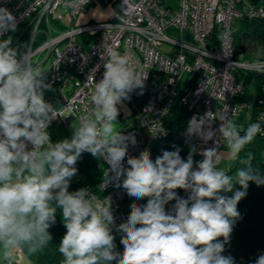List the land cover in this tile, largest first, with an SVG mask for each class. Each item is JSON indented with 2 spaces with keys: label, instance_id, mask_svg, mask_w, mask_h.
I'll list each match as a JSON object with an SVG mask.
<instances>
[{
  "label": "clouds",
  "instance_id": "clouds-1",
  "mask_svg": "<svg viewBox=\"0 0 264 264\" xmlns=\"http://www.w3.org/2000/svg\"><path fill=\"white\" fill-rule=\"evenodd\" d=\"M16 28L13 14L0 7V36ZM11 44V37L0 40V256L6 264H15L18 249L34 255L49 244L48 229L56 224L58 210L66 228L58 248L62 264H235L231 255L222 253L242 219L238 203L246 197L249 182L264 185V174L253 166V154L240 155L261 133L260 123L249 124L242 135L227 107L220 113V139L240 165L234 174L219 167L216 148L204 150L198 162L193 159L195 147L186 160L178 147L155 160L145 150L128 157L124 167L128 148L137 140L118 126L117 106L143 89L147 77L135 70L130 57L108 53L103 77L94 82L92 111L72 128L70 139L53 143L47 129L57 108L44 98L51 88L47 73ZM250 68L264 74V46L257 49ZM209 118V113L190 118L186 135L204 143L213 140L217 130ZM85 152L109 166L100 187L114 183L130 197L148 198L143 207L130 205L127 221L117 226L124 234L122 253L115 250L111 234L110 201L102 202L86 188L68 191ZM236 184L240 189L234 191ZM176 189L189 195L181 198ZM173 200L172 210L166 212L165 205ZM255 264H264V254Z\"/></svg>",
  "mask_w": 264,
  "mask_h": 264
},
{
  "label": "built area",
  "instance_id": "built-area-1",
  "mask_svg": "<svg viewBox=\"0 0 264 264\" xmlns=\"http://www.w3.org/2000/svg\"><path fill=\"white\" fill-rule=\"evenodd\" d=\"M177 1L174 9L164 0H0V7L13 14L16 30L20 31L11 47L45 68L46 82L55 88L60 103L54 104L53 97L46 99L57 108L48 132L57 122L66 124L75 119L79 123L92 111L94 82L103 77L108 53L119 51L130 57L138 73L147 76L143 89L134 91L128 100L134 105L133 122L123 132L134 135L137 145L129 146L124 167L128 166V157H138L152 142L169 135L164 117L185 77L191 82L180 100L189 110V120L209 113L208 123L217 130L216 137L204 143L197 136L186 135L187 122L182 137L196 148V162L203 159L204 150L226 146L218 132L222 123L218 118L226 107L230 117L246 111L248 121L252 118V123H260L258 135L264 138V74L251 70L254 57L244 52L251 39L241 35L236 42L237 28L233 26L234 20L241 22L243 18L264 20V0ZM95 6L105 7L109 14L103 19L77 23L86 8ZM186 31L189 38H185ZM83 33L90 38L79 43L77 35ZM163 45L166 47L161 49ZM253 79L258 81V88L251 105L244 94ZM136 98L143 100L141 105L136 106ZM118 109L120 117L123 112L121 107ZM108 168L102 161V176L96 187L77 190L86 188L102 202L105 198L110 201L112 232L127 221L129 214L123 206L125 189L114 183L100 187ZM175 191L181 198L189 195L183 189ZM174 204L175 200L169 201L166 212ZM22 255V250H16L15 262Z\"/></svg>",
  "mask_w": 264,
  "mask_h": 264
},
{
  "label": "trees",
  "instance_id": "trees-1",
  "mask_svg": "<svg viewBox=\"0 0 264 264\" xmlns=\"http://www.w3.org/2000/svg\"><path fill=\"white\" fill-rule=\"evenodd\" d=\"M242 30L235 32V40L239 41L241 35L248 36L252 40L264 43V20L262 19H246L241 21ZM247 80L249 76L246 77ZM184 82L179 86L177 96L174 98L173 104L164 117L166 127L169 129V135L165 138L152 142L151 157L155 160L156 157L162 155L163 151H174L178 147L180 155L185 158L189 151L185 148V142L182 133L189 120V110L187 106L181 102L180 95L190 85L191 80L185 77ZM48 97H53L54 104L60 102L56 97L55 88L51 87L44 92L45 100ZM253 122L249 119L247 125L241 129L243 135L244 130ZM251 152L254 156L253 166L261 170L264 174V138L258 134L254 139L245 146L241 152V156H245ZM75 167L78 169L77 174L72 177L69 185V192H74L79 187H96L99 179L102 176V161L94 158L90 153H82ZM240 167L238 160L235 161L231 168H227L226 172L234 174L235 170ZM240 189L236 184L234 191ZM225 194V193H221ZM226 195L231 196L232 193ZM148 198L137 199L134 203L138 206H145ZM133 203V204H134ZM238 211L241 213L242 219L238 220L234 226L229 243L225 245L223 255H231L235 264H255L257 257L264 254V185L257 186L254 182H249L247 195L238 203ZM131 208L127 211L130 214ZM52 236V240L41 251L34 255H28L22 250L32 264H62L63 256L59 253L58 248L62 237L66 233V228L62 223L60 211L56 214V224L48 229ZM114 236L116 251L122 253L123 245L120 243L123 233L117 231V227L111 232ZM223 239L222 237L220 238ZM6 264V263H5ZM19 264V262H15ZM116 264V261L111 262Z\"/></svg>",
  "mask_w": 264,
  "mask_h": 264
},
{
  "label": "rangeland",
  "instance_id": "rangeland-1",
  "mask_svg": "<svg viewBox=\"0 0 264 264\" xmlns=\"http://www.w3.org/2000/svg\"><path fill=\"white\" fill-rule=\"evenodd\" d=\"M164 2H165V4L171 6L174 9H176L177 4H178L177 0H164ZM105 9H106L105 7H101V6L86 8L81 13V15L78 17L77 23H83V22H87L89 20L103 19L104 14L107 13V11ZM233 26L237 28L236 30H238V32H241V30H242L241 22H239L238 20H234ZM19 34H20L19 30H16L15 32L10 31L7 34L0 36V40L7 39L8 37H11L12 40H14ZM87 38H90V36L86 33L77 35V41L79 43H83ZM185 38H189V34L187 33V31L185 32ZM261 46H264V43H261L259 41L251 39V41L249 40L246 43L245 48H244V52L247 55V57H254V54L256 53L257 49ZM165 47L166 46L163 45V46H161V49H164ZM257 88H258V81L256 79H253L252 81L247 83V89H246V92L244 94V98L251 105L253 104V101L255 99V96L257 93ZM141 101H143V100L141 99L140 101H137L138 103H136V106H138ZM246 117H247V112L242 111L240 114L233 115L230 118L237 124L238 128L241 130L247 125V118ZM118 122H119L118 126L120 128H122V130L127 127V120L126 119L118 118ZM78 124L79 123L76 120H73V122L69 124L68 129H69L70 135H72V131H73L72 128L75 126H78ZM68 138H69V136H68ZM188 147H190V146H188ZM191 148H193V147H191ZM218 153L221 157V164L219 165V167L222 170H225L226 168H231L234 165L235 161L230 158L228 148L227 149L226 148L225 149H223V148L219 149ZM0 264H5V261L3 260L2 256H0ZM24 264H25V262H24Z\"/></svg>",
  "mask_w": 264,
  "mask_h": 264
},
{
  "label": "crops",
  "instance_id": "crops-1",
  "mask_svg": "<svg viewBox=\"0 0 264 264\" xmlns=\"http://www.w3.org/2000/svg\"><path fill=\"white\" fill-rule=\"evenodd\" d=\"M105 10L107 11V13L104 14V18L109 14V10L108 9H105ZM140 100H141L140 98H136L135 99V104L138 103L137 101H140ZM142 102L143 101H141L139 103V105H141ZM117 107H121V110L123 112V114L120 117H118V118H124V119H126L127 120V126L130 125V124H132V122H133V114H132V111H133V108H134L133 103L131 104L130 101L126 100V101H123L122 104L118 105ZM73 120H75V119L69 120L66 124L61 123V122H57V123H55L50 128L49 135H50L51 141L53 143L59 142V141L65 139V138H68V136H69V138H71V135L69 134L70 132H69V129L68 128H69V124L72 123ZM247 122H248V120H247ZM151 146H152V144H150L148 146V148H147V151H149L150 153H151V151H150L151 150ZM188 146H190V145L186 144L185 145V148L188 151H190L191 150L190 148L192 146H190V147H188ZM225 148L227 149V145L225 147H223V149H225ZM187 156H185V158H184L185 160L187 159ZM193 159H194V162H196L195 155H193ZM136 200H137L136 198L130 197L127 194L125 196L124 200H123V206H124L125 210L128 211L130 209V205H132ZM18 262H19V264H24V262H25V264H32L25 255L22 256Z\"/></svg>",
  "mask_w": 264,
  "mask_h": 264
}]
</instances>
